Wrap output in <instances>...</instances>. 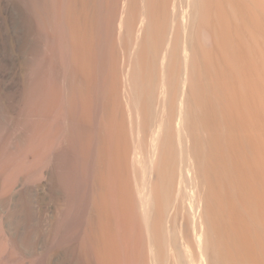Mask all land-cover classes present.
Returning a JSON list of instances; mask_svg holds the SVG:
<instances>
[{"label":"bare ground","instance_id":"6f19581e","mask_svg":"<svg viewBox=\"0 0 264 264\" xmlns=\"http://www.w3.org/2000/svg\"><path fill=\"white\" fill-rule=\"evenodd\" d=\"M16 253L264 264V0H0V264Z\"/></svg>","mask_w":264,"mask_h":264},{"label":"rangeland","instance_id":"374dc122","mask_svg":"<svg viewBox=\"0 0 264 264\" xmlns=\"http://www.w3.org/2000/svg\"><path fill=\"white\" fill-rule=\"evenodd\" d=\"M25 100V99H24ZM26 102V101H25ZM26 105H27V103H26ZM25 109H27V108H25ZM21 112H22V110H21ZM22 114L23 113H20V117H19V126H18V128H21V129H19L20 131H18V136H19V138H18V141L20 142V143H18L20 146H19V148H18V161H19V168H20V172L21 171H23V172H25V169H26V171H29V169L28 168H30L29 166H31V163L33 164V162H32V160H33V157H32V154L31 153H33V151H34V147L36 146L35 145V143H33V141H31V137L29 136V131L27 130L28 129V126L29 125H31V123L28 125L27 123H26V121H25V118H24V115L22 116ZM25 114H26V111H25ZM24 118V122H22L23 121V118ZM53 118V119H52ZM28 119V118H27ZM26 119V120H27ZM53 120V121H52ZM21 121V122H20ZM27 122H30V120L29 121H27ZM57 123L56 122V119H55V115H53V117H51V119H50V123H52L53 124V126H55V125H57V124H54V123ZM22 123H24V124H22ZM28 125V126H27ZM24 126H26V128L23 127ZM28 132V134H26ZM21 134V135H20ZM27 135H28V138H27ZM21 136V137H20ZM27 138V139H26ZM21 140V141H20ZM33 143V144H32ZM35 145V146H34ZM30 147H31V149H30ZM34 148V149H33ZM32 149H33V151H32ZM32 151V152H31ZM31 152V153H30ZM31 154V156H30V154ZM32 159V160H31ZM10 249H11V246H10ZM18 253H16L15 255H9V258L7 259V263L8 264H22V255L21 254H19V255H17ZM15 256H16V258H15ZM18 257V258H17ZM19 261H18V260ZM18 261V262H17ZM1 262V261H0Z\"/></svg>","mask_w":264,"mask_h":264}]
</instances>
